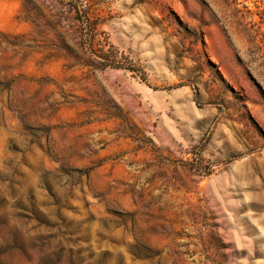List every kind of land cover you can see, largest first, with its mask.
I'll return each instance as SVG.
<instances>
[{"label":"rangeland","instance_id":"rangeland-1","mask_svg":"<svg viewBox=\"0 0 264 264\" xmlns=\"http://www.w3.org/2000/svg\"><path fill=\"white\" fill-rule=\"evenodd\" d=\"M0 264H264V0H0Z\"/></svg>","mask_w":264,"mask_h":264}]
</instances>
